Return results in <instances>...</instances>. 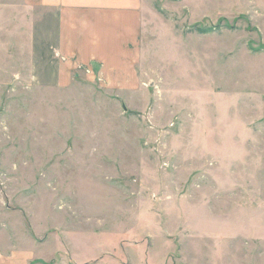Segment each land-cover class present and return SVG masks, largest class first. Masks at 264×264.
I'll return each mask as SVG.
<instances>
[{
	"label": "rangeland",
	"instance_id": "374dc122",
	"mask_svg": "<svg viewBox=\"0 0 264 264\" xmlns=\"http://www.w3.org/2000/svg\"><path fill=\"white\" fill-rule=\"evenodd\" d=\"M144 2L137 86L0 34V264H264V0Z\"/></svg>",
	"mask_w": 264,
	"mask_h": 264
},
{
	"label": "crops",
	"instance_id": "0c3cea01",
	"mask_svg": "<svg viewBox=\"0 0 264 264\" xmlns=\"http://www.w3.org/2000/svg\"><path fill=\"white\" fill-rule=\"evenodd\" d=\"M149 16L144 0H0V34L30 41L43 84L67 86L81 65L131 87Z\"/></svg>",
	"mask_w": 264,
	"mask_h": 264
},
{
	"label": "water",
	"instance_id": "95a60500",
	"mask_svg": "<svg viewBox=\"0 0 264 264\" xmlns=\"http://www.w3.org/2000/svg\"><path fill=\"white\" fill-rule=\"evenodd\" d=\"M124 107H125V109L127 110V107L125 106V104H124Z\"/></svg>",
	"mask_w": 264,
	"mask_h": 264
}]
</instances>
